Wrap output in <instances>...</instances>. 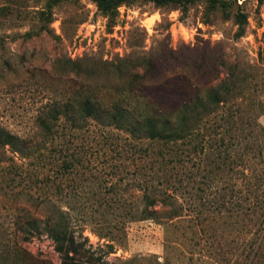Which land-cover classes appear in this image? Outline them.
I'll return each mask as SVG.
<instances>
[{
	"label": "rangeland",
	"instance_id": "374dc122",
	"mask_svg": "<svg viewBox=\"0 0 264 264\" xmlns=\"http://www.w3.org/2000/svg\"><path fill=\"white\" fill-rule=\"evenodd\" d=\"M224 1H230L226 12L202 3L183 12L139 1L109 18L91 0H0V131L33 138L42 147L38 118L70 102L73 79L81 81L77 76L105 86L131 84L142 89L139 99L162 104L187 98L190 88H212L232 74L243 91L235 112L264 128V0ZM236 12L246 21L239 39ZM60 119L62 127L64 116ZM78 126L56 134L54 146L46 144L45 159L36 163L58 167L53 162L66 149L81 162L51 174L48 187L38 180L33 185L36 196L69 212L78 233L88 238L92 264H247V237L238 230L240 222L232 224L236 213L226 178L209 185L204 164L195 166L201 173L195 184L178 180L168 186L178 189V217L168 207L157 221H130L142 196L132 182L135 164L142 163L136 145L93 121ZM55 145L65 151L59 154ZM10 156L0 150V163L10 164ZM8 164L0 165V264L13 261H3V254L15 217L25 209L36 214L48 209L40 201L24 202L29 189ZM100 229H107L104 234L112 229V250L95 236ZM23 247L24 264H61L46 234Z\"/></svg>",
	"mask_w": 264,
	"mask_h": 264
},
{
	"label": "trees",
	"instance_id": "16d2710c",
	"mask_svg": "<svg viewBox=\"0 0 264 264\" xmlns=\"http://www.w3.org/2000/svg\"><path fill=\"white\" fill-rule=\"evenodd\" d=\"M91 1L98 11L109 18L116 15L119 7L139 1L183 12L198 3L204 4L208 10L226 12L230 8V1L224 0ZM238 1L245 0H231V3L235 5ZM224 14L229 17L228 13ZM232 17L237 25L235 38L239 39L245 34V17L239 12L233 13ZM76 78L81 81L77 83L73 79L75 85L71 88L70 102L63 106L57 104L54 110L38 118L42 147L33 138L22 139L0 131V150L3 156L11 155L7 158L10 164L0 165L8 164V169H17L16 176L22 180L21 185L29 189L22 196L24 202L34 204L40 201L43 208H48L42 214L25 209L15 217L16 227L7 241L3 261L13 259L10 264H24L21 259L28 255V251L23 244L37 235L46 234L53 242L61 264H92L91 253L85 247L88 238L78 233L69 219V212L52 204L46 197L36 196L33 185L38 180L48 187L51 174L58 171L66 173L74 166L73 163L81 162L73 154L68 155L69 149H66V154L53 162L58 167L36 163L45 159L46 144L54 146L56 134L79 130L82 127L78 124L88 121L118 130L136 145L137 158L142 163L135 164L137 172L132 182L142 196L137 206L132 208L130 221H157L158 216L165 215L164 210L168 207L172 209L170 216L178 217V189L169 191L168 186L171 181L178 180L180 185L195 184L201 174L196 172L198 167L195 166L204 164L201 166L205 170L202 177L208 178L209 185L219 184L224 178L228 180V200L231 201V211L236 213L232 215V224L239 226L240 222L238 230L247 237V264L264 259V128L256 118H245L235 112V106L242 103L238 100L243 98V91L233 79V74L212 88H190L185 91L187 98L162 104L139 99L142 89L131 84L126 87L105 86L83 82L79 76ZM63 116L64 125L61 127L60 118ZM55 148L60 149L59 154L65 151L62 146L55 145ZM107 229H100V232ZM111 230L107 234L93 233L106 241L105 246L110 250L114 244Z\"/></svg>",
	"mask_w": 264,
	"mask_h": 264
}]
</instances>
